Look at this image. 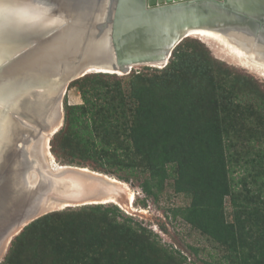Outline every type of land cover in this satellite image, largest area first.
Returning a JSON list of instances; mask_svg holds the SVG:
<instances>
[{"label":"trees","instance_id":"trees-1","mask_svg":"<svg viewBox=\"0 0 264 264\" xmlns=\"http://www.w3.org/2000/svg\"><path fill=\"white\" fill-rule=\"evenodd\" d=\"M194 40L150 76L71 82L81 104L65 106L50 152L60 166L138 182L154 202L171 181L188 199L172 218L222 252L205 264H264V91L198 53ZM118 213L112 204L47 213L13 238L0 264H192Z\"/></svg>","mask_w":264,"mask_h":264},{"label":"water","instance_id":"water-1","mask_svg":"<svg viewBox=\"0 0 264 264\" xmlns=\"http://www.w3.org/2000/svg\"><path fill=\"white\" fill-rule=\"evenodd\" d=\"M0 14V28L14 42L6 38L9 46L0 50V254L52 212L49 204L115 203L111 177L53 170L46 159L65 83L153 62L164 67L182 40L203 32L264 58V0H0Z\"/></svg>","mask_w":264,"mask_h":264},{"label":"rangeland","instance_id":"rangeland-1","mask_svg":"<svg viewBox=\"0 0 264 264\" xmlns=\"http://www.w3.org/2000/svg\"><path fill=\"white\" fill-rule=\"evenodd\" d=\"M194 39L196 40L193 41L192 46L198 48V53H201V50L209 51L210 58L213 59V61L216 60V62H219L229 68L228 71L236 79L247 80L246 76H248L254 82H256L264 91V72L248 71L244 69L241 66V63L235 60V58L228 54V52L225 51L221 46H218L214 43L206 45L197 38ZM198 44L200 46H198ZM162 68L163 67L158 68L140 65L135 66V68L133 67L127 74L121 73L120 75L116 76L118 78H125L128 74L132 72L134 74L141 73L150 76L154 73L153 69L160 70ZM260 73L262 75H260ZM61 104L62 119L60 121V128L63 126L65 106L81 104L79 92L74 87H71L70 83L66 86L61 96ZM50 139L51 138H49V141ZM45 148V151L47 153L45 156L48 163H50L49 165L53 167V170H62L61 166L59 169H57L58 166L55 167L54 164L50 161L49 156H51L52 160L54 159L55 161L54 156L50 152V145L48 148L46 145ZM58 161H55L57 165H59ZM67 167L75 168L77 166ZM86 169L89 170L90 168ZM111 178L117 180L115 176ZM119 182L124 184V186L122 184H118L117 193L114 196L116 200L115 203H112V206L114 205L117 207L120 219H128L132 223L138 224L141 227L145 228L147 231L151 232L154 236H156L157 240L161 244L179 251L183 256L187 258V262L189 263L205 264L204 262H208L210 260V256H219L222 253L221 250H219V248L214 243H212L206 237L202 236L198 231L185 224L179 218H172L170 213L171 210L175 207L185 206L188 203V199L182 195L175 194L173 192L171 188V181L167 182L165 190L161 194L157 202H154L151 198L145 196V194L141 191L138 182ZM129 194H133L132 201H129ZM79 208L80 207H75L72 208V210L77 211L79 210ZM62 210L63 209L57 208L52 210V212ZM225 213L227 216L230 214V204L228 199L225 200ZM14 237L10 238L5 243L3 252L0 254V262H2V260L4 259L10 247V243ZM192 248L198 251V255L194 254Z\"/></svg>","mask_w":264,"mask_h":264},{"label":"bare ground","instance_id":"bare-ground-1","mask_svg":"<svg viewBox=\"0 0 264 264\" xmlns=\"http://www.w3.org/2000/svg\"><path fill=\"white\" fill-rule=\"evenodd\" d=\"M0 17H1V14H0ZM14 20H17L18 18L17 17H13ZM25 19H29V17L25 18ZM18 21V20H17ZM9 27V26H7ZM6 28V27H4ZM10 28V27H9ZM6 38L13 42V37H8L7 35V32H6V29L4 31V29L0 28V50L1 49H5L7 46H9V44H6L4 41L6 40ZM195 38H197L198 40H200L201 42H203L204 44L208 45V44H216L218 46H221L225 51L228 52V54H230L232 57L235 58V60L239 61L241 63V66L248 70V71H259V72H264V58H262L261 60L254 57L252 53H247L245 51H243L242 49L238 48L237 46L233 45L230 41H228L227 39L225 38H222L221 36L217 35V34H212V33H201V34H196L195 35ZM7 40V41H8ZM14 43V42H13ZM7 45V46H6ZM11 48V47H9ZM13 48H15V46H13ZM210 48V47H209ZM214 50V49H213ZM220 50V49H219ZM164 62H153V63H149L147 65L149 66H154V67H157V66H160L162 65ZM136 66V65H135ZM135 66H132L130 67V69H132L133 67L135 68ZM139 66V65H137ZM121 72H117V75H120ZM260 75H262L260 73ZM66 83L65 85L63 86L62 90H61V94H63L65 88H66ZM0 123H2V126L4 125V120L2 118H0ZM47 154V153H46ZM50 157V161L53 163V160H52V157ZM55 162V161H54ZM50 164V163H49ZM50 166V165H49ZM60 166H58L57 169H59ZM62 170L63 167L61 168ZM86 171V170H84ZM109 179V178H108ZM109 182H112L114 184H119L121 185L122 183H119V182H116L115 180H113V178L109 179ZM124 186V184H122ZM4 194L3 196L0 197V202L1 201H4L3 198H4ZM108 203H105V204H112L111 202L114 203V198L112 197H108ZM133 200V194H129V201H132ZM110 202V203H109ZM66 206L68 205H59V204H49L46 206V209L47 210H54V209H57V208H60V209H65Z\"/></svg>","mask_w":264,"mask_h":264}]
</instances>
